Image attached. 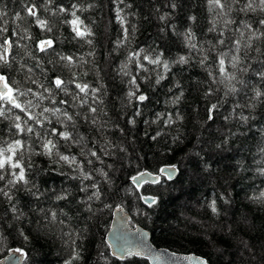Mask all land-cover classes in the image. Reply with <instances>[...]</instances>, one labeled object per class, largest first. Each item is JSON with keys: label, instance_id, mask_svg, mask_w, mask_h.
Instances as JSON below:
<instances>
[{"label": "trees", "instance_id": "1", "mask_svg": "<svg viewBox=\"0 0 264 264\" xmlns=\"http://www.w3.org/2000/svg\"><path fill=\"white\" fill-rule=\"evenodd\" d=\"M32 3L39 6L40 17L53 26L51 32L42 31L34 18L27 15L25 6ZM173 3L175 8L171 7ZM244 3L245 0H240V4L233 6L229 15L235 23L221 37L223 21L216 12L209 11L207 0H124L123 3L52 0L50 4L47 0H0V12L5 13L0 27L7 28L0 33V43L6 39L13 42L10 65L0 67V73L22 90L29 87L35 90L29 76L47 83L55 76L68 80L72 73L78 77L77 82L98 88L96 102H92L91 96L88 98L96 113H91L88 105L80 106L78 101L71 100L76 91L71 84L68 96L59 93L56 104L45 100L41 107H60L70 114L80 113L74 115L75 129L69 125L68 130L85 137L87 148L100 156L99 160L86 158L81 155L80 145L60 141L59 151L75 155L92 177L82 180L71 167L36 154L41 151L36 137L14 135L15 115L22 117L21 123L26 119L18 109L8 112V118L0 117V146L15 139L25 141L23 162L29 181L28 185L6 187L13 197L11 204L0 196V259L9 251L20 249L26 256L24 264H66L67 261L150 264L146 258L129 255L117 259L111 253L106 235L115 208L124 207L131 214L132 225L140 224L148 229L158 247L196 253L210 264H264V203L251 199L264 192V95L256 96L257 92L264 93V37L253 39L248 47L242 44L239 52L232 44L234 38H239L236 29L242 22L264 32V25L259 24L264 19V11L257 8L240 12L238 9ZM73 4L79 8L76 14L83 21L81 28L91 31L83 39L75 37L71 26L65 23L66 19H72L70 15L51 14L58 7L71 12ZM45 7L49 10L45 11ZM118 8L126 18L123 28L128 29L127 38L116 19ZM17 14L21 19H16ZM164 14L167 17L161 21L159 17ZM213 20L216 31H209ZM189 28L195 34L198 47L208 56L204 66L197 62L200 55L190 54L182 36L178 35ZM221 38L225 40L224 45L218 44ZM44 39L54 42L47 53L37 49L38 42ZM140 50H143L140 60L146 71L128 61L129 56ZM224 52L229 54L225 58L227 71L235 79L231 84L213 83L208 71L217 80L221 79L217 59ZM161 53V59L170 64V71L165 72L162 66L142 59L144 55L154 58ZM60 55L74 58L71 71L63 67L65 62L59 60ZM181 55L190 56V63L173 64ZM232 55L239 57L235 66L227 62ZM125 64V70L137 77L140 91L148 96V100L138 105L141 114L134 117V126L127 123L137 105L126 101L130 76L122 73ZM158 75L165 78L156 84ZM176 84L180 87H175ZM231 86L237 91L229 92ZM209 87L213 94L206 97L204 93ZM181 91L183 96L174 103ZM31 98L20 97V100ZM61 99L69 103L60 104ZM212 103L218 107L209 120L208 108ZM39 111L40 108L33 109V112ZM161 114L162 118L157 119ZM85 115L88 120L84 119ZM93 116L97 119L95 125L91 122ZM169 116L173 123L167 125L164 121ZM242 116L248 119L243 120ZM50 119L52 123H45V128L63 130L55 117ZM28 125L43 131L33 121H28ZM157 132L161 135L156 140L149 139ZM217 144L221 147L216 148ZM101 146L110 154L105 155ZM87 159L93 163L87 164ZM165 166L178 168L175 179L160 173ZM143 171L160 174L159 183L137 187L132 177ZM10 178L6 174L0 187H5ZM93 183L97 184L101 197L89 201L88 196L96 189H80ZM29 187L36 195L27 190ZM57 195L67 198L58 200ZM142 196L155 197L157 203L149 207ZM213 200L217 213L210 208ZM12 204L17 213L10 211ZM53 212L56 221L51 220ZM20 213H23L20 219H14ZM77 253L79 257L74 258Z\"/></svg>", "mask_w": 264, "mask_h": 264}, {"label": "snow or ice", "instance_id": "2", "mask_svg": "<svg viewBox=\"0 0 264 264\" xmlns=\"http://www.w3.org/2000/svg\"><path fill=\"white\" fill-rule=\"evenodd\" d=\"M124 0H119V3H123ZM47 3H52V0H47ZM207 4L209 6V11L216 12V15L220 17L223 21V29L220 31V36L223 37L224 30L228 29V26L235 23L233 19L230 18V13L233 11V6L240 4V0H207ZM91 6V5H90ZM130 7V5H128ZM172 8H175V4H171ZM72 11L69 12L68 9L64 7H58L56 11L51 12L53 16H57L60 13H66L72 17L71 20H65V23L69 24L72 28V31L75 33V37L83 39L85 36L91 35V31L88 29H82L81 25L83 24V21L80 20L79 16H77V11L79 10L78 6L76 4L71 5ZM259 8L261 11H264V0H245V3L243 6H241L238 10L240 12H247L249 10L256 11V9ZM47 7H45V11H48ZM25 11L28 16L34 18V22L36 26H38L42 31L51 32L53 30V26L49 24V21L47 19L41 18L39 15V6L36 3H32L30 6H25ZM122 9H117L116 11V19L121 24L122 28L124 24L126 23V18L121 15ZM5 13L0 12V20H3ZM167 17V14L161 15L159 19L161 21H164ZM16 19H21L19 14H17ZM191 20H195V17H190ZM6 23V22H5ZM211 27L208 29L209 31H216V21L213 20L210 22ZM259 24L264 25V19L259 21ZM173 27L174 26H170ZM163 30V29H162ZM7 31V28L0 27V33ZM123 31L125 33V38H127L128 29L123 28ZM237 32H239V38H234L232 41L233 48L236 52H239L241 45L243 44L245 47H248L251 45V41L253 39H260L261 37H264V32H261L259 29H253L252 25L242 22L241 26L236 29ZM15 35V32L13 33ZM181 35L186 46L189 49V53H196L200 55L199 60L197 61L201 66H204L208 60V56L205 52V50L202 47H198L197 43L195 42V34L191 31V29H187L184 33L178 34ZM246 38V39H245ZM91 43V41H88ZM13 42L11 40H4L2 43H0V48L3 49V52L0 53V67L3 65H10L9 60V54L10 49L12 48ZM218 44L224 45L225 40L219 39ZM54 46V42L52 39H44L40 40L37 44V49L40 52L47 53L49 49H52ZM141 51L134 52L131 56L128 57V61L135 62L136 66L140 69L147 70L145 68V65L141 63L140 56ZM28 55H31V53H28ZM163 54H158L156 57H150L148 55L143 56V60L146 61L148 64L162 66L165 72L170 71V64L166 60H162L161 56ZM229 54L227 52L220 53L218 55L217 59V71L219 72V75L221 79L217 80L214 76L212 71H208V75L212 77L213 83H225V81L228 82V84H231V81L235 79V76L228 73L227 67H226V57H228ZM60 61H64L63 67L68 68L69 71H71L73 65L75 64L74 58L71 55L59 56ZM51 62V61H49ZM229 64L232 66H235L239 63V57L236 55H232L228 61ZM173 64H179V65H187L190 63V56H184L181 55L177 58H175L172 61ZM127 64L122 66V73L125 76H130V79L127 81L129 88L126 92V101L128 104H132L133 102L136 103L137 108L136 111L133 113V118L129 119L127 121L130 125H135V116H139L141 114L140 109L138 105L143 104L146 100H148V96L143 94L140 91V84L137 82V77L134 75H131V73L127 70ZM28 72L31 73L32 69L29 68ZM87 75V73H85ZM165 77L164 75H158L155 83L159 84L161 80H163ZM28 79L31 81L33 85H35V90L32 87H29L27 89L22 90L18 84L16 87H14L12 84L9 83V77L0 73V117L8 118L7 113L11 112L13 109H18L20 113H23L26 119L22 120V117L20 115H15V123L12 125V127L15 129L14 135L16 136H29L36 137V139L39 141V147L41 149L40 152L36 153L38 155H43L46 157L54 158L55 163H63L64 165H67L73 169V171H76L79 175V177L82 180H90L92 179L91 175L85 171V168L83 166V162L79 161L75 155H65L62 154L59 151V143L60 141H64L65 144H77L81 146V155L87 157H94L97 160L100 159V156L98 155L97 151L87 148L86 138L83 136H80L78 133L76 135L73 134L72 131H69V125L73 129H75L76 122L74 119V115H80V113L70 114L67 109H62L60 107H41L43 102L45 100H48L51 104H56L57 101L55 99L56 95L59 93H64L65 96L69 95V89L68 85H74L75 92L71 95L72 101H78L80 106L88 105L89 111L91 113H96L97 109L95 107H92L89 104V97L91 96L92 102L95 103L97 100V93L99 92V89L96 87H92L89 83H81L77 82L78 77H76L75 73H72V78L65 80L61 76H55L51 80L47 81V83L38 82L37 79H33L31 76L28 77ZM46 79V78H45ZM175 87L179 88L180 85L176 84ZM229 92H236L237 89L235 86H231L228 88ZM213 94V89L209 87L208 90L205 91L204 95L210 96ZM227 94V93H225ZM264 95V93L257 92L256 96L260 97ZM31 96V99H27L26 101H21L20 97H28ZM183 96V91L179 93L175 97L174 103L178 102L180 98ZM60 104H68L69 101L65 99H61L59 101ZM102 103V101H101ZM218 105L216 103L210 104L208 108V119H213L212 113L217 109ZM40 108L39 112H33V109ZM49 114V115H46ZM51 117H55L58 124H60L63 128L61 130L57 127H51L50 129H47L44 127L45 123L51 124L52 121L50 119ZM63 117V119H61ZM162 114L157 116V119H161ZM85 120H88L89 117L87 115L84 116ZM241 119L247 120L248 117L242 116ZM28 121H33L34 125H38L40 129L43 131H38L34 126H29ZM91 122L93 125L97 123V119L95 116L92 117ZM155 122V121H153ZM165 124L170 125L173 123V120L171 116H169L165 121ZM147 124L148 121H145ZM147 135V134H146ZM161 133L157 132L155 135L149 136V139L156 140L158 136H160ZM227 142V138L225 139V143ZM29 149L31 146H27ZM221 145L217 144L216 148H220ZM26 148L25 141L22 139H15L10 143H7L6 146H0V181L5 180V175L7 174L10 176V179H7L5 187H0V196L6 198L10 204L13 199L10 191H6L7 186H13L15 187L17 184L22 185H28L29 181L26 179V166L23 162V155L24 150ZM85 149H87L85 151ZM102 152H104L105 155L110 154L105 146H101L100 149ZM93 163L92 159H87V164L91 165ZM28 168L31 167V164H28ZM111 167V165H109ZM175 166H170L169 168H161L159 171L161 174H167L168 178L171 179L174 174ZM105 176H107V173H104ZM151 178V179H148ZM133 183L139 187L142 184L146 183H159L158 177H152V173L150 172H140L138 176L132 177ZM34 187V185H33ZM88 187H91L93 189H96L91 193V195L88 196V200H92L95 198L96 200H99L101 197V193L99 191V188L97 184L93 183L90 186H83L80 190L81 191H87ZM32 195H36L35 192L32 191V188L29 187L27 189ZM58 200L60 199H66V195H57L56 197ZM144 200L145 204H147L149 207H152L157 203V200L155 197H148V196H142L140 197ZM251 199L254 202L258 203H264V192H260L258 195L251 197ZM227 202V201H225ZM107 207V205H106ZM211 211L213 213H217L216 203L215 200L212 201L210 205ZM10 211L12 213H17V209L14 204L11 205ZM23 215V213H20L19 215H15L14 219L19 220L20 217ZM51 220L56 221V214L53 212L51 213ZM62 223V221H61ZM21 235L23 236L24 233L21 231ZM27 239V237H25ZM15 252H19L21 255L23 253L20 249H15ZM130 255H138L139 253H133L129 250ZM79 253L76 254V257L78 258ZM66 264H72L71 261H67ZM199 264H207L206 260H200Z\"/></svg>", "mask_w": 264, "mask_h": 264}, {"label": "water", "instance_id": "3", "mask_svg": "<svg viewBox=\"0 0 264 264\" xmlns=\"http://www.w3.org/2000/svg\"><path fill=\"white\" fill-rule=\"evenodd\" d=\"M169 167L170 166H165L164 168ZM178 173L179 170L175 167L171 179H175ZM163 175L168 177L167 174ZM152 177H158L160 179L159 174L152 173ZM131 218V214L126 211L124 207H117L113 212L110 228L106 235V241L115 258L125 259L130 255V250L133 253H139L134 256L146 258L150 264H199L200 260H206L207 264H210L202 255L175 252L165 247L156 246L151 239V232L142 225L132 226ZM14 250L15 249L9 251L0 259V264H24L26 259L25 253L21 251L23 253V255H21Z\"/></svg>", "mask_w": 264, "mask_h": 264}, {"label": "bare ground", "instance_id": "4", "mask_svg": "<svg viewBox=\"0 0 264 264\" xmlns=\"http://www.w3.org/2000/svg\"><path fill=\"white\" fill-rule=\"evenodd\" d=\"M142 185H143V184H142ZM150 197H152V196H150ZM136 225H140V224H136ZM136 225H135V226H136Z\"/></svg>", "mask_w": 264, "mask_h": 264}]
</instances>
